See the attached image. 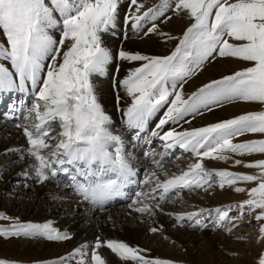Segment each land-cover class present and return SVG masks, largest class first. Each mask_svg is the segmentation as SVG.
I'll use <instances>...</instances> for the list:
<instances>
[{"label": "snow or ice", "instance_id": "snow-or-ice-1", "mask_svg": "<svg viewBox=\"0 0 264 264\" xmlns=\"http://www.w3.org/2000/svg\"><path fill=\"white\" fill-rule=\"evenodd\" d=\"M121 2L0 0V35L5 38L0 43V95L18 94L21 104L25 95L30 96L25 118L35 120L32 125H15L22 128L27 144V148L15 151L21 161L25 156L31 161L20 175L27 181L31 174L34 183L44 184L60 173L67 174L69 167L74 168L73 192L101 207L123 195L122 188L136 174L125 157V142L109 129L113 122L98 103L90 79L93 74H103L113 60L109 49L102 45L101 34L117 26ZM173 16L191 21L180 36L160 28ZM121 22L135 34H156L165 42L176 41L163 56L123 49L117 52L118 60L141 62L120 81L130 98L122 113L130 139H143L147 125L158 116L147 143L150 145L156 138L161 150L149 149L145 157H151V163L161 168L170 155L177 158L172 150L179 148L194 160L179 175L173 174L164 181L154 171L145 170L141 183L149 188L135 193L132 205L142 206L132 210L154 217L157 211L163 214L161 203L181 191L232 188L236 193H246L248 199L227 207L199 208L175 216L169 213V218L175 220L173 226L231 233L241 227L236 221L247 215L251 217L249 226L253 220L259 225L258 239H264V160L236 158L264 154V139L234 142L245 135L264 136V110L198 128H183L198 116L226 104L264 106V0H127ZM54 33H58V39ZM218 58L234 59L247 66L210 79L186 94L185 85ZM16 109L14 105L11 110ZM57 125L59 132L52 136ZM53 141H58L54 147ZM49 148L51 151H45ZM205 160L231 161L230 168L243 166L260 172L209 169ZM245 183L256 186H239ZM148 200L155 209L145 202ZM2 221L9 223L0 224V239H71L50 221L23 222L0 214ZM162 228L154 226L150 232H161ZM101 247H107L122 264H171L164 258L146 255V249L99 238L92 245L85 243L45 264H106L99 253ZM0 264L18 262L0 258ZM257 264H264V253L257 256Z\"/></svg>", "mask_w": 264, "mask_h": 264}, {"label": "bare ground", "instance_id": "bare-ground-1", "mask_svg": "<svg viewBox=\"0 0 264 264\" xmlns=\"http://www.w3.org/2000/svg\"><path fill=\"white\" fill-rule=\"evenodd\" d=\"M57 34L58 33L56 34L54 33V35L56 36ZM118 34H120L121 36L119 37ZM129 34H130V30L114 31L113 40L115 42H112L110 44L107 43L108 35L105 34L107 36L105 35L103 36L102 45L109 49V51L111 52L113 56V60L105 67V71L103 74H93L90 77L94 85V91H95V95L97 97L98 103H100L105 113L110 116L112 122L117 123L119 125L125 124L122 113H123V110H125L126 107L129 105L130 98L126 95L120 83H118L119 78H117L116 79L117 81H116L113 76L115 75L117 76L120 72H123L124 75L127 76L129 71L134 69L135 67H138L141 62H128V61L118 60L116 58L117 52L121 48L123 50L129 51L132 53H140V54L150 55V56H159L160 55L159 48H162L163 51L169 50V47L161 46L158 44V42H155V40L127 41L126 39L128 38ZM163 51L161 52V54L163 53ZM219 64L224 65L221 63ZM210 67H211V70H208L209 72L220 70V66H217V65L210 66ZM196 79L191 81L187 85L190 89H193L199 86L200 83L199 81H196ZM2 96L4 98L2 99L3 101L2 105H0V115H4L3 117L6 120V122L0 125V160L2 159H7V160L9 159V160L8 161L3 160L0 162L1 171L4 170L5 168L10 167L15 161H18L17 160L18 158L15 157L16 154L18 155V153L15 150H18L22 147L25 148L27 146L26 141L23 138V136H20L19 129L12 128V132H11L8 126L16 124V121L18 123V120L20 119H24L27 116V109L25 108V105H29L31 103V97L25 95L24 97H26V99L24 100V104H21V100L17 98L18 94L14 93L13 96H16L17 98V102L15 103V106H17V109L15 112H13L11 109L14 105L9 104L11 102L12 96L7 95L5 97L4 95H1V97ZM211 117H212V120L214 121V119L216 118V114H211ZM209 118L203 117L202 123L204 125L211 124L210 121H208ZM155 121H156V118H153L150 121V123L147 125L145 129L144 134L147 133L148 130L149 131L151 130L150 127L151 125L155 123ZM4 125H7V126H4ZM8 133L12 135L10 136L9 141H6V139H4V136H7ZM130 135H131V132L127 130V136H130ZM120 137L123 139L124 136H120ZM147 138H149L148 135H147ZM152 139H156V138H152ZM141 140L134 141V148L136 149V151L140 150L141 145L146 139H141ZM145 145L150 146L152 144L149 145L147 142H145ZM124 152H125V149H124ZM26 158L27 157H25V159ZM126 159L129 163V166L133 169V171L136 174L130 177L129 182L125 184V186L122 188L121 191L123 195L114 197L111 201L106 202L102 207L99 205H94L93 203L89 201H84L81 197H79L75 193L72 194L70 192H67V193L65 192L66 193L65 195L69 194V197L64 198V199L62 196L58 195L59 197H57L50 193L51 190H50V187H48V185H51L53 187L54 186H59V187L65 186L64 182L61 181V179H59V176L68 178L69 175L71 174L70 169L67 174L60 173L55 178L42 184V189L40 190L36 189L35 191L37 194L36 202L38 204L39 200L41 201L40 202L41 207H39L38 210H36L34 203L33 204H23L24 201H20V199H23V197H27V196L26 194H24V192L21 191L20 188L16 189L17 197H20V199L6 200L5 198V200L2 201V203L4 202L5 204L7 201H9V203H12V205H16L17 203H20L18 204L20 206L19 213L26 221L29 219L30 216H33L34 217L32 218L33 222L37 221L40 223V222L50 221L54 223L52 218H50L51 217L50 214L49 215L46 214L43 210V207L51 204L50 202H51L52 197L53 199L54 197H57V200L60 198L63 200L66 199L68 205L64 204L63 207L64 208L67 207V210L69 209L68 206H70V203H74V205L71 206L72 208L69 209V212H67L68 218H66L63 221V223L55 224V228L57 230L69 234L71 236V239L61 242L62 244L60 245L51 243L49 241L34 244L31 241H24V239L22 240H16V239L12 240L11 239L7 247V251H8L7 253H19L22 255L23 261H28V262H33V263L38 262L40 264H45V262L52 261L55 258L64 256L65 254L71 252L73 249L77 248L78 246L84 245L85 243H87L88 245H92L97 240V238H99L101 241H104V242H107L109 240L124 242L133 248L139 247L140 249L148 250L147 253L150 257L164 258L162 256L163 251L167 250L165 244L162 241L158 240V237L151 238L148 235L152 227L154 226L160 227L162 225L163 226L162 230H166V232H164L166 237H168V239L170 238V240L171 239L174 240L175 243L181 244L183 247L187 248L186 250L189 251L191 260L196 261V260H199L200 258H204L202 263L216 264L218 258H215V255L211 253V251L215 252V251H218V249L220 248H227V250H230L231 245H230L229 238L227 237L225 238H222V237L214 238L213 237L212 238L210 237L211 231L206 230L203 238L206 241L205 242L206 245H209V249H208L209 253L208 254L205 253L203 254V256H197L192 253L193 250L188 245H192L193 247H195L198 244V242L201 240L200 237H198V235L191 234L185 237L186 239L185 240L184 238H182L184 237L183 233H181L180 231H173L172 224L168 222L167 218L165 217L166 214H168L169 210L164 208L162 205H160V207L163 209V214L157 211L154 218L147 216V218L149 217L150 219L149 222H151L148 226L147 231L146 229H144L147 227L137 222L138 220L143 219L141 215L139 216L137 212L132 210L133 207H137V206L136 205L130 206V204L127 205V203L129 202V200H131L132 193H136L137 191H146L149 188V185L142 184L141 181L139 180V170H143L146 166L135 163L134 160H129L127 157ZM30 162L31 161L25 162L23 164L21 163L22 164L21 166H17L14 169V171L10 174V176L5 179L6 185H10V182L14 179L20 178V179H23V181H25V179L23 178V176L20 175V173L22 169H25ZM136 166H139L140 169L137 170ZM214 167L215 166L213 164V168ZM73 171H76V170L73 168ZM33 179H35V177L31 176L30 174V178L28 180H33ZM69 179H70L69 182H72L70 189H73L72 177ZM77 179H80L82 181L81 177ZM169 194L171 195V193ZM227 195H228L227 193L219 194V198L221 199L225 198ZM148 201L151 202V200H148ZM148 201H145V202L148 203ZM2 203L0 200V210H1ZM117 204L126 205V207L128 208H125V207H124L125 209L115 208ZM149 204L153 205V202ZM82 205L88 206L87 211H82L83 210ZM106 206L110 207L109 213L108 214L99 213L97 214L95 218L94 212L100 211V209H104ZM117 209H120V210H117ZM153 209H155V206H153ZM195 210H198V209H191L188 211L192 212ZM4 211H7V210L4 209ZM8 211L11 212L10 208H8ZM49 211L52 215L57 214L53 209ZM101 213H104V212L102 211ZM185 213L187 212L185 211ZM188 241H189V244H188ZM99 253L101 254L102 258L106 260V264H122V261L116 255L111 253L110 250L107 249V247H101L99 249ZM225 258L227 257L225 256ZM166 260H171V259H166ZM232 263L237 264L239 263V261L237 262L233 261Z\"/></svg>", "mask_w": 264, "mask_h": 264}, {"label": "rangeland", "instance_id": "rangeland-1", "mask_svg": "<svg viewBox=\"0 0 264 264\" xmlns=\"http://www.w3.org/2000/svg\"><path fill=\"white\" fill-rule=\"evenodd\" d=\"M151 2L154 3V2H156V0H151ZM126 3H127V0H122V2H121V5H120V18L121 19L117 21V26L114 29L109 30L108 32L102 33L101 34L102 38L105 34H107L108 36L105 35V36H107V43L110 44L112 42H115L113 40L114 31L130 30V34H129L128 38L126 39L127 41L155 40V42H158L159 45L169 47V50H166V51H163L162 48H159V51H160L159 56H163L164 54L165 55L168 54L173 49L176 41L165 42L163 37L158 36L156 34H149L146 36H141V35L135 34L130 28L126 29L123 27L124 25L122 24L121 21H122V18L124 16V13H125ZM190 23H191V21L189 19L181 18L179 16H173V18L171 20H169L167 23L162 24L160 26V28L163 32L168 33L172 36H180V35H182L183 31L185 30V28ZM118 36L120 37L121 35L118 34ZM56 37L58 39L59 35L57 34ZM4 40H5V38L2 35H0V43H3ZM120 50H121V48H120ZM162 51H163V53L161 54ZM219 63L224 64V65H220ZM214 65L220 66V70H217L214 72H209L208 70H211L210 66H214ZM246 66L247 65L244 64L243 62H240V61H237L234 59L225 60V59L218 58L211 65L207 66L206 70L196 79V81H199V83H200L199 86H200L202 83H205V82L209 81L210 79L218 78L219 76L228 74L230 72L238 71L241 68L246 67ZM122 73L123 72H120L119 73L120 75L118 74L117 76L116 75L113 76L115 78V80L117 78H119L118 83H120V80L122 81L124 78H126L124 73L123 74ZM187 85H185L186 94H190L197 87H199V86H197L193 89H190ZM7 95H9V94H4L5 97ZM11 96H12V99H11V102L9 104L15 105V103L17 102V98H16V96H13V94H11ZM3 98L4 97L3 96L1 97V95H0V105H2V102H3L2 99ZM25 99H26V97L23 98V100H25ZM30 104L28 106H30ZM261 110H264V106L259 105V104H246V103L226 104L223 108H218L214 112L206 113L203 116H198L195 120H193L191 122V124H185L183 128L189 129V128H198L201 126H205L202 123V118L203 117L209 118V117H211V114H216V118L214 119V121L212 120V117L208 119V121H210V123H213V122H216L218 120L229 119V118H232L234 116H238V115L243 114V113L258 112ZM3 116L4 115H0V125L4 124L6 122V120L4 119ZM158 118L159 117L157 116L156 120ZM34 121L35 120L33 118H27V119L24 118V119L18 120V123L30 125V124H34ZM16 123H17V121H16ZM155 123H156V121H155ZM155 123L153 125H151L150 129L154 128ZM15 125L16 124L10 125L11 127L8 126L10 128L9 130L12 132V128L13 129L14 128L19 129L20 136H23L22 129L16 127ZM4 126H7V125H4ZM109 129L115 135L124 136L123 139L125 142V152H124L125 156L129 160H134L135 163L142 164L143 166H146L145 167L146 169L144 168L143 170H139L140 169L139 166H136V169L139 170V180L140 181H142L144 179L143 173L145 170H147L149 172L154 171L156 173V176L160 180L162 179L161 181H164L166 178H170L173 174L179 175L182 172V170H186L188 168V166L194 162L191 154L183 153L182 150H180L179 148H176L175 150H172V154L174 156H176L177 158L174 159V158H172V155H170L165 160V162L163 163V166L161 168H157L151 163V157H149V158L145 157V153L147 151H149V149H155L156 152H160V150H161V148H160L161 142L158 139H153V143H151L152 145H150V146L145 145V142H147V140H148L147 135H148L149 130L143 136V139H146V140L141 145L140 150L136 151V149L134 148V141L135 140L130 139L131 135L127 136V128H126L125 124L119 125L117 123H112L109 126ZM58 132H59V127L57 125L55 127V130L52 131L51 135L57 136ZM11 135L12 134L8 133L7 136H4V139H6V141H9ZM23 138L26 141V138L24 136H23ZM255 139H264V136H261V135H245V136L239 137L238 140H236L234 142H241V141L255 140ZM57 142L58 141H53V147L55 146V143H57ZM25 148H27V146ZM45 151H51V148H49ZM15 157L18 158L17 159L18 161H15L10 167L5 168L2 171L0 170V173H2V175H0V200H1V203H2V201L5 200V198H6V200L20 199V197H17V194H16V189L20 188L21 191L24 192V194H26V196H27V197H23V199H20V201H24L23 204H33L34 203L36 210H38V208L41 207L40 206L41 201L39 200V202L37 204V202H36L37 201L36 200L37 194L35 191H36V189H38V190L42 189V184L34 183L33 182L34 179L28 180V181H23V179H20V178L12 180L10 182V185H6V183H5V179L10 176V174L14 171V169L17 166H21L23 163L30 161V158L27 156H25L27 158L24 159L23 161H21L19 159V155L16 154ZM7 158H9V157H7ZM236 158L242 159L245 161H258V160H264V154H254L251 156H243V157H236ZM3 160L8 161L9 159L8 160L2 159V160H0V162ZM204 164L209 169H214V168L215 169H229L233 172L244 173V174H259V172H260V170H258V169L246 168L243 166L230 168L231 161L225 163V162H220V161L205 160ZM213 164L215 166L214 168H213ZM69 169H70L71 174L69 175L68 178L59 176V179H61V181L64 182L65 186H63V187L54 186L53 187L51 185H48V187H50V190H51L50 193L52 195L57 196V197L62 196L64 199V198L69 197V194L65 195L67 192H70L72 194L74 193V192H72L73 190L70 189L72 182H69L70 181L69 178L73 177V175L76 174V171H73V168H71V167ZM77 178H79V176H77ZM239 186L245 187L246 189H250L256 185L254 183H245V184H242ZM222 193H225V194L227 193L228 195L225 198L221 199V198H219V194H222ZM168 195H170V194H168ZM57 197H54L55 200L52 197L51 202H50L51 204L43 207L44 212L48 215L50 214V216H51L50 218H52V220L54 222L53 223L54 227H55V224L63 223V221L66 218H68L67 212H69V209L72 208L71 206L74 205V203H70V206H68L69 209L67 210V207L66 208L63 207L64 204H67V200L66 199L63 200L61 198L57 200ZM134 199H135V193H132L131 194V200H129L127 205L130 204V206H135V205H132V201ZM246 199H248V196L246 193H236L232 188H225L224 190H221L218 187H216V188L210 189L209 191H203V190H199V189L192 191V192H188L186 190L181 191L178 195L172 196V199L168 200L167 202L161 203V205L164 208L169 210L168 214L171 213V214H173V216H175V215H179V214H185V211L187 213L191 212V211H188L191 209H199V208L210 209V208H215L216 206L227 207L229 205H238L240 202L245 201ZM148 203H152V201L151 202L148 201ZM18 204H20V203H17L16 205H12V203H9V201H7L5 204L3 202L2 206H1V210H3V211L0 210V214H5L9 217H18L20 219V221H23V222H33L32 221L33 220L32 218H34L33 216H30L27 221L21 216V214L19 213L20 212V206ZM198 205H200V206H198ZM82 206H83L82 211H87L88 206H84V205H82ZM136 206H142V205L137 204ZM152 206H155V204L153 203ZM124 207L128 208V207H126V205H121V204H117L115 208L125 209ZM8 208H10L11 212L8 211ZM4 209H6L7 211H4ZM51 209H53L57 214L52 215L49 211ZM117 210H120V209H117ZM102 211L104 213H101ZM109 211H110L109 206H106L104 209H100V211H95L94 212L95 218H96L97 214H99V213L100 214H108ZM168 214H166L165 217L167 218L168 222H170L172 224V230L173 231H180L181 233H183L184 237H182V238L185 239V237H187L188 235H191V234L198 235V237H200L201 240L198 242V244L195 247H193L192 245H188L192 248V250H193L192 253L194 255L203 256V254L209 253V250H208L209 245H206V243H205L206 241L203 238L206 230L198 231V230L191 229V228L174 227L173 225L175 224V220L169 218ZM232 214L235 215L234 212ZM138 215L140 216V214H138ZM147 216L148 215H143V216H141L143 219L137 221L139 224H142L143 226L147 227V228H144V229H146V231L148 230V226L151 223V222H149L150 219H149V217L147 218ZM250 219H251V217H248L247 215H245V217L243 219L236 221V223L240 224L241 227L236 228L231 233H228L226 231H220V230H217V231L207 230V231H211L210 237H212V238L213 237L214 238L215 237H222V238L227 237L230 239V245H231L232 249L229 246L230 250H227V248H220V249H218V251H215V252L211 251V253H213L215 255V258H218L216 264H233L232 263L233 261L234 262L239 261V263H237V264H257V256L260 255L261 253H264V239H258V237L260 236L259 225L253 220L251 225L249 226V220ZM145 221H148V222H145ZM34 222H37V221H34ZM8 223H9L8 221L0 222V224H2L4 226H6ZM40 223H43V222H40ZM87 226H88V224H87ZM229 227H231V225H229ZM164 232H166V230H162L161 232H157V233H151L149 231L148 235L151 238L158 237V240L162 241L165 244L167 250L163 251L162 256L165 259H171V260H167V261L171 262V264H204V263H202L204 258H200L199 260H196V261L191 260L190 255H189V251L186 250L187 248L183 247L181 244L175 243L174 240H172V239L170 240V238L168 239V237H166ZM10 240L11 239H0V258H4V259L10 260V261L18 262V264H40L38 262L33 263V262L23 261L22 255L19 253H7L8 252L7 247L9 245ZM16 240H22V239H16ZM24 241H31L34 244H38V243H42V242H48L47 240H44V239H24ZM51 243L59 244V245L62 244L61 242H58V243L51 242ZM188 244H189V241H188ZM240 249H242V250H240ZM198 251H200V252H198ZM244 251H246V252H244ZM146 255H148V253H146ZM225 256L227 258H225ZM225 259H227V260H225ZM207 264H209V263H207Z\"/></svg>", "mask_w": 264, "mask_h": 264}]
</instances>
